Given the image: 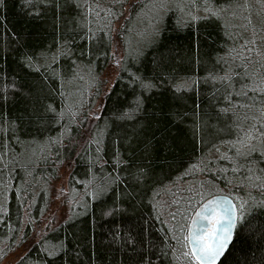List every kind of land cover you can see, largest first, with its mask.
Returning a JSON list of instances; mask_svg holds the SVG:
<instances>
[{
	"label": "trees",
	"instance_id": "1",
	"mask_svg": "<svg viewBox=\"0 0 264 264\" xmlns=\"http://www.w3.org/2000/svg\"><path fill=\"white\" fill-rule=\"evenodd\" d=\"M129 1L126 0L124 16L129 17L130 26H135V18L129 11ZM239 1L234 0V3ZM69 2L70 0H48L45 4L43 0H37L35 6L39 10L38 15L22 14L19 0H6V7L0 10V72L7 73L9 79L18 77L21 84L31 83L38 79V76L32 69L20 67V57L23 53L31 54L42 47L53 51L59 47L62 51L70 52L71 55H62L55 63L49 58V67L46 71L42 69L40 75H49L52 88L58 93H64V99L79 112V124L68 125L71 128L70 138H65L63 146L52 155L46 159H38L42 154L37 149V155L31 156V159L29 155L21 154L18 158L14 157L15 163L13 160H5L4 165L7 167L0 166V261L21 243L33 238L35 227L43 221L53 201L54 182L65 172L71 188L67 204L71 205L72 216L39 236L13 264H139L138 258L142 255L148 258L150 264H179L178 241L177 238L172 239L175 236L174 231L161 213L158 199L173 188V185L176 187L188 181L201 184L202 180L212 185V188L202 191L194 204L192 216L200 204L214 194L230 195L237 206L242 201H247V208L244 207L245 217L238 220L234 238L225 253L226 259L222 258L224 264H264V209L253 201V198L256 201L264 199V189L252 188L247 183L246 173H235L231 170V162L225 160L222 155L232 151L226 142L231 137L224 132H217L213 127L200 129L198 134L194 135L193 128L181 125L185 148L175 160L177 164L183 165V169L174 167L171 175L164 177L166 182L160 186L158 194L146 195L140 191L134 206L125 204L123 197L118 195L117 198L128 211H117L110 216L102 215L105 205L93 198L92 194L98 184L104 183L105 173H111L109 179H114L122 167L113 165L109 156L112 148L118 147L114 144L116 138L128 131V124L118 117L121 105L127 107L124 98H132L128 78L120 70L119 78L117 74L108 87L105 83L107 81L104 82L101 78L111 62L115 42L119 40V45L126 46L123 38L117 37L112 29L116 22L121 25L123 17L109 24V17H106L101 9L107 7L110 0H87L89 4H100V8L96 9L99 15L96 12L85 13L83 8L65 12L64 5ZM143 2L146 3L147 0ZM57 4L61 7H57ZM228 22L230 20L226 18L229 25ZM129 24H125L126 36L131 35V31H128ZM102 30L110 33L111 43ZM227 30L233 36L245 38L238 27H229ZM136 32L139 30L136 29ZM205 32L210 33L213 39L206 38ZM85 35H94V39H82ZM256 35L260 37L249 47L258 46L264 53V30ZM220 40H224L223 45ZM65 41L68 43L65 44ZM239 42L241 41L229 44L227 39L221 36L219 28H204L199 24L191 28H178L172 19H168L160 47L184 69L181 75L186 73L196 79L205 77L207 73L217 74L223 67L222 64H217V56L223 55L226 47H236ZM131 49L126 47L122 65L131 67L134 63L130 55V52H133ZM236 51L240 53L241 49L236 48ZM101 52L107 55H101ZM154 55L158 56L159 52L153 49L145 50L147 60H151ZM257 59L259 58L253 54V58L248 61L253 70L256 69ZM43 62L41 60V63ZM233 67L235 71H241L235 65ZM53 72L56 75H51ZM211 88V81L207 84L201 81L194 91L182 96L178 94L177 107L189 114L187 119L190 124L195 121L196 112L200 111L202 114L204 107L208 105L209 97L206 93L211 91ZM108 89L111 91H106ZM98 99L100 116L91 124L98 135L89 133L87 139H82L81 132L90 124L84 117L91 114L90 109ZM102 99L104 107H101ZM59 101L61 96L56 95L54 102ZM156 102L155 94L151 101L146 100L149 111L151 104ZM81 108L83 111H80ZM18 109L19 104L13 106L11 100L3 108L8 116L14 115ZM219 127H224L223 122ZM62 129L63 125L54 126L50 135L56 136ZM95 140H99L100 144H96ZM97 148L101 149L99 153ZM197 157L202 158L208 167L217 170L229 167V171H200L195 167ZM167 159L172 160V157ZM69 160L72 161L71 164ZM210 160L215 163L209 164ZM104 161L108 163L103 164ZM159 163H164L167 168L164 160ZM190 165L192 167H189ZM184 171L190 174L184 175ZM241 180L245 183L241 184ZM89 181L90 183H86ZM261 182L264 181L252 179L253 184ZM110 188L119 194L123 192V183L116 181L110 184ZM236 197L240 199L237 200ZM113 198L112 192L109 191L102 199L106 205L112 206ZM141 240L144 241L143 245ZM60 243L64 248L58 249L56 256L46 255V250L52 251V246ZM133 243L135 248L131 246Z\"/></svg>",
	"mask_w": 264,
	"mask_h": 264
},
{
	"label": "snow or ice",
	"instance_id": "2",
	"mask_svg": "<svg viewBox=\"0 0 264 264\" xmlns=\"http://www.w3.org/2000/svg\"><path fill=\"white\" fill-rule=\"evenodd\" d=\"M43 2L47 4L48 0ZM257 2L264 5V0H257ZM36 3L37 0H19L22 14L38 15ZM125 3L126 0H110L109 5L101 11L109 17L110 25L112 21L123 17L121 25L114 30L117 37H122L125 45L130 48L131 37L125 35V24H129V17L124 16ZM244 6L251 7L247 0ZM5 7L6 0H0V10ZM57 7L61 5L57 4ZM240 7L241 5L234 3V0H147L146 3L143 0H131L129 11L133 13V18L140 16L145 9H148L150 14L146 15L148 20L146 29L137 33L143 40V47H137L134 54L130 52L134 61L132 66L122 65L120 60L124 58L113 60V63L128 78L132 98H124L127 107L121 105L118 117L119 120L128 124V131L116 138L114 144L118 147L114 146L109 156V161L113 165L122 167L114 179H109L111 173H105L104 183L98 184L92 194L93 198L105 205L102 215L110 216L117 211H128V208H125L117 198L118 195L123 197L125 204L134 206L140 191L146 195L158 194L160 186L166 182L164 177L170 176L174 167L183 169V165L177 164L175 160V157L185 148V141L181 136V125L193 128L194 135H197L200 129L213 127L217 132H224L230 136L231 139L226 142L232 151L226 155L222 154L223 158L231 162L233 172L246 173L247 183L252 188L264 189V182L252 183L253 178L264 181V53L258 46L249 47L258 39L257 25H252L254 30L250 38L233 36L227 30L229 27L233 29L238 27L235 24L229 26L226 18L235 16V9ZM80 8L90 14L96 12L100 4H89L87 0L83 2L70 0L64 5L63 10L77 11ZM96 14L99 15L98 12ZM168 19H172L178 28H191L197 24L204 28H219L221 36L226 38L229 44L241 42L236 43V47L233 48L225 46V53L217 56V64L223 65L217 74L207 73L203 78L193 79L186 73L181 75L184 69L175 63L170 54L161 50V40L164 31L167 30ZM247 24H251L250 18L246 19ZM261 25V30H264V20L261 21ZM128 31H131L130 24ZM102 32L111 43L110 33L104 30ZM205 36L209 40L213 39L208 32H205ZM81 38L92 40L94 35L92 37L85 35ZM119 43L120 41L117 40L116 44ZM220 43L223 45L224 40H220ZM236 48L241 49L240 53H237ZM147 49H153L159 52V55H154L151 60H147L145 57ZM100 54L107 55L104 52ZM253 54L259 58L256 60L255 70L250 68L248 62L253 58ZM62 55H71V53L62 51L59 47L55 51L42 47L31 54L23 53L20 57V67L32 69L38 76V79L31 83L21 84L18 77L9 79L7 73L0 72V166L7 167L4 165L5 160H13L15 163L14 157L18 158L21 154L29 155L31 159V156L37 155V149L42 154L38 156V159H46L63 146L65 138H70L71 128L68 125L79 124L77 120L79 112L64 99V93H58L52 88L49 75H40L42 69L46 71L49 67V58L55 63ZM41 60L44 62L41 63ZM237 61H239L238 64ZM233 65L241 71H235ZM51 75L54 76L56 73L53 72ZM201 81L205 84L212 82L211 91L206 93L209 102L202 114L200 111L196 112L195 121L190 124L187 119L189 114L177 107V96L194 91ZM106 91L110 92L111 89ZM153 94L156 95L157 102L151 104V111H149L146 100L151 101ZM56 95L61 96V101L54 102ZM9 100L13 106L19 104V109L12 116H8L3 110ZM104 106L102 99L101 107ZM196 107L199 109V105ZM240 109L247 111H240ZM80 111L83 109L81 108ZM99 116L100 112L96 110L84 117L90 121V124L81 132L82 139H87L89 133L98 135L91 124ZM221 122L224 124L223 128L219 127ZM61 125L63 129L58 135H50L54 126ZM94 142L100 144L99 140ZM224 142L221 141V143ZM100 151L101 149L97 148V152ZM169 156L172 160L167 159ZM161 160H164L167 168L164 163L158 164ZM68 162L72 163L71 160ZM106 163L108 161L103 162V164ZM208 163H215V161L210 160ZM195 167L200 171L213 173L229 171V167H222L219 170L208 167L200 157H197ZM189 174L184 171V175ZM116 181L123 183V192L119 194L115 189L110 188V184ZM240 183L243 184L245 181L241 180ZM176 190L181 191L179 188ZM109 191L114 197L112 206L106 205L102 199ZM236 199L239 200L240 197ZM253 201L264 209V199L256 201L253 198ZM172 203L179 204L180 201L173 199ZM246 203L247 201H244L237 206L229 197L218 196L207 200L202 205L191 218L192 224L187 229V235H182L183 247L186 249L183 256L188 259V264H218V262L224 264L221 258L226 259L225 252L234 238L237 221L245 217ZM175 218L173 216V219ZM205 221H207L206 224ZM180 231L184 233L185 230L181 228ZM172 239L175 240L176 237L173 236ZM141 244H144L143 240ZM131 246L135 248L136 245L133 243ZM63 248L62 243L53 245L52 251L46 250V255L54 257L58 249ZM138 259L139 264H150L146 256L142 255Z\"/></svg>",
	"mask_w": 264,
	"mask_h": 264
},
{
	"label": "rangeland",
	"instance_id": "3",
	"mask_svg": "<svg viewBox=\"0 0 264 264\" xmlns=\"http://www.w3.org/2000/svg\"><path fill=\"white\" fill-rule=\"evenodd\" d=\"M129 3H131V0L129 1ZM237 3L240 4L241 7L235 9V16L227 18L228 20H230V22H228L229 25H237L238 29L241 30L242 33H244L245 38H250L251 33L254 30L252 28L253 24L257 25L256 33L258 32L260 34V31L262 29L261 21L264 20V5L259 4L257 0H247V3L251 5L250 8L244 6L245 0H240ZM128 6L129 5L126 6L127 12ZM147 14H150V12L148 9H145L144 13H142L140 16L135 17V26H131V51H133L131 53L133 54L134 50L137 47H143V40L140 36L137 35V33H140L142 30L146 29V26L148 24V20L146 18ZM247 18L251 19V24L246 25ZM119 26L120 22H116L113 24L112 29L115 34L116 32L114 29ZM245 28L247 30H245ZM136 29L139 30V32H136ZM126 47L127 46H122L116 44L115 42L111 62L109 63V65H107L101 75V78L104 80V82L107 81L105 82L107 87L110 86L119 72V68L113 63V60L117 58H123L125 55ZM121 62L122 59L120 60V63ZM96 110L100 111L99 99L96 100L95 104L91 107L90 113ZM67 177V173L63 172L61 177L54 182L53 189L51 188L53 193V201L50 205L49 211L43 218V221L39 225H37V227H35L33 238L27 240L24 243H21L12 252L4 255L3 258H1L0 264H13L39 236L43 235L49 228H53L54 226L59 225L72 216L71 205L69 203L67 204V198H70V196L68 197V195L71 192ZM201 184H199V182L197 181H188L183 184L180 183L179 185H176V187L169 189L166 193H163V195L158 199L159 209L165 219L171 225L178 241L177 258L179 264H188V259L183 256V252L186 251V249L183 247L182 235H187V229L189 228L194 204H196L204 189L212 188V185L206 183L204 180H202ZM177 188L181 189V191H177ZM188 189H191V191H188ZM173 199H178L180 203H172ZM189 200L191 201V203H187V201ZM244 207L245 209L247 208V206L245 205ZM181 209H183V211H181ZM173 216H175L176 218L173 219ZM181 228L185 230L184 233H181Z\"/></svg>",
	"mask_w": 264,
	"mask_h": 264
},
{
	"label": "water",
	"instance_id": "4",
	"mask_svg": "<svg viewBox=\"0 0 264 264\" xmlns=\"http://www.w3.org/2000/svg\"><path fill=\"white\" fill-rule=\"evenodd\" d=\"M218 196H226V197H229L230 199L233 200L234 203H236V202L234 201V199H233L230 195H228V194H224V193L214 194V195L208 197L206 200H204V201L200 204V206L197 208V210L195 211V213L193 214V216L198 212V210L202 207V205H204V203H205L207 200H210L211 198H213V197H218ZM193 216H192V217H193ZM237 222H238V221H237ZM204 223L206 224L207 221H205ZM191 224H192V220H191V222H190L189 227H191ZM236 226H237V225H236ZM235 230H236V227H235V229H234V233H235ZM231 243H232V241L230 242V245H231ZM230 245H229V246H230ZM226 252H227V251H226ZM226 252H225V253H226ZM222 258H223V257H222ZM222 258H221V259H222Z\"/></svg>",
	"mask_w": 264,
	"mask_h": 264
}]
</instances>
